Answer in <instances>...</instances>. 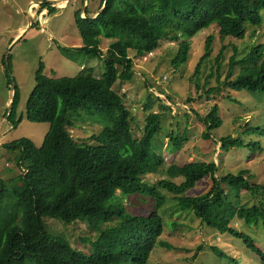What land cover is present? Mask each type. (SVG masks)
Returning a JSON list of instances; mask_svg holds the SVG:
<instances>
[{
    "label": "trees",
    "instance_id": "obj_1",
    "mask_svg": "<svg viewBox=\"0 0 264 264\" xmlns=\"http://www.w3.org/2000/svg\"><path fill=\"white\" fill-rule=\"evenodd\" d=\"M105 2L102 0L98 10ZM45 6L43 2L41 7ZM263 9L264 0H108L94 18H89L93 12L89 14L87 8L86 16L76 11L75 24L83 44L60 46V51L70 59L78 55L104 58L105 72L96 76L94 67L82 65L74 78H50L44 74V61H40L25 118L31 123H48L50 129L39 148L27 138L8 145L19 152L16 160L22 174L10 181L0 174V264H147L157 245L171 247L162 238L160 214L168 202L175 204L174 214L193 213L205 225L241 238L264 261V250L254 238L231 226L236 218L264 225V186L254 182L247 171L217 177L214 162L167 164L160 136L164 115L149 112L151 96L145 105L149 112L145 128L137 138L134 116L125 97L114 89L120 81L135 77L131 50L136 51V57H143L155 51L162 40L178 42L172 59L178 68L188 61L191 38L200 30L216 24L222 39L244 38L249 26L263 23ZM102 38L112 40L107 51L101 48ZM213 41L214 35L209 34L206 51L195 67L193 78L198 90L199 75ZM224 49L225 45L215 57L218 72ZM237 66L239 74L232 79ZM217 81V87L205 90L207 96L221 95L227 89L264 92V43L252 45L239 59L235 53L226 77ZM17 91L9 116L14 129L23 120L17 114ZM160 108L170 109L166 104ZM85 115L101 117L108 124L92 136L93 144L78 143L69 130ZM205 122L209 132L221 127L217 104ZM244 133L264 137V128L248 126ZM168 137L176 150L182 149L187 138L174 132ZM205 137L209 139L208 132ZM220 143L222 150L245 144L240 136L224 137ZM245 145L260 147L253 142ZM154 146H160V152ZM158 175L164 178L157 179ZM208 176L213 185L206 195H187ZM179 178L181 183L176 182ZM243 191L263 199L246 205L241 202ZM126 197H140L150 203L149 213H130ZM46 218L61 219L66 224L87 223L94 231L83 239L89 243V251L73 244L65 231L47 230L50 221L45 224ZM212 249L226 256L218 247Z\"/></svg>",
    "mask_w": 264,
    "mask_h": 264
},
{
    "label": "rangeland",
    "instance_id": "obj_2",
    "mask_svg": "<svg viewBox=\"0 0 264 264\" xmlns=\"http://www.w3.org/2000/svg\"><path fill=\"white\" fill-rule=\"evenodd\" d=\"M47 1L0 0V174L6 181L22 174L16 160L19 152L11 150L8 145L27 138L39 148L50 129L48 123H31L25 118L27 102L35 87L40 61H44V74L50 78H74L83 66L94 67L96 76L105 72L104 58L78 55L76 59H70L60 51V46H82L83 41L75 24V13L80 10L84 16L86 8L89 14L95 12L102 0ZM43 2L45 8L41 7ZM29 15L35 17L33 25ZM261 15L263 23L259 27L249 26L244 38L228 36L222 39L216 24L200 30L191 38L188 61L178 68L172 64L178 51V42L162 40L155 51L143 57H136V51L131 50V56L135 58V77L129 82L120 81L114 89L125 97L134 116L135 137L142 136L145 118L149 112H160L164 115V130L160 136L164 142L162 152L167 164L214 162L218 166L217 177L238 175L247 171L254 176V182L264 186V137L244 133L248 126L264 128V92L227 89L221 95L207 96L205 93L206 89L218 86L219 77L221 81L224 80L230 59L235 53L239 59L252 45L264 43V9ZM22 28L24 30L18 36ZM209 34L214 35L213 49L200 72L198 90L193 75L200 57L206 51V38ZM111 41L102 38V50L107 51ZM224 45L226 49L218 72L215 57ZM239 71L240 67L237 66L232 79L238 76ZM16 90L19 97L17 114L23 120L14 129L9 116ZM150 96L151 110L147 112L145 105L148 104ZM163 104L170 109L162 110L160 106ZM215 104L219 106L222 125L209 132L205 118ZM78 120L74 127L69 128L78 143L93 144L92 136L99 134L108 125L98 116L85 115ZM171 132L187 136L181 150L170 146L168 136ZM207 132L209 139L205 137ZM228 136H240L245 144L259 143L260 147L254 149L255 146L252 148L244 144L222 150L220 139ZM153 149L160 152L161 147L154 146ZM156 177L164 178L163 175ZM182 181L181 178L176 179L178 183ZM212 185V178L208 176L189 190L187 195L202 197L210 191ZM241 195V202L249 206L258 204L263 199L244 191ZM124 202L129 212L134 215H146L151 209L150 203H145L140 197H126ZM174 207V203L168 202L160 211L164 222L162 238L171 247L157 245L147 264H264L261 257L249 249L241 238L205 225L193 213L174 214ZM48 221L47 230L65 231L73 244L89 251V243H85L83 239L94 234V231L87 223L77 221L66 224L61 219L46 218L45 224ZM173 221L177 222L176 226ZM231 226L248 233L264 250V225L260 221L250 223L236 218ZM213 246L226 253V256L215 253Z\"/></svg>",
    "mask_w": 264,
    "mask_h": 264
},
{
    "label": "water",
    "instance_id": "obj_3",
    "mask_svg": "<svg viewBox=\"0 0 264 264\" xmlns=\"http://www.w3.org/2000/svg\"><path fill=\"white\" fill-rule=\"evenodd\" d=\"M53 1H56V0H48L47 2H53ZM59 1H60V0H59ZM67 1H69V0H67ZM32 2L39 3V4L41 3V2H37V1H32ZM107 2H108V0H106L105 5L102 6L98 11H96V12H94V13H91V14L89 15V18H94V17H96V16L100 13V11L104 10V8L106 7ZM85 10H86V9H85ZM82 13H83V12H82ZM84 13H85V11H84ZM85 14H86V13H85ZM84 16H86V15H84ZM29 18H30V20H31V22H32V25H33L34 22H35V17H34V15H33V16L29 15ZM12 109H13V102L11 103L10 111H12Z\"/></svg>",
    "mask_w": 264,
    "mask_h": 264
},
{
    "label": "crops",
    "instance_id": "obj_4",
    "mask_svg": "<svg viewBox=\"0 0 264 264\" xmlns=\"http://www.w3.org/2000/svg\"><path fill=\"white\" fill-rule=\"evenodd\" d=\"M33 3H35V2H33ZM94 13V12H93ZM23 30H24V28H22V30H21V32L18 34V36L23 32Z\"/></svg>",
    "mask_w": 264,
    "mask_h": 264
}]
</instances>
